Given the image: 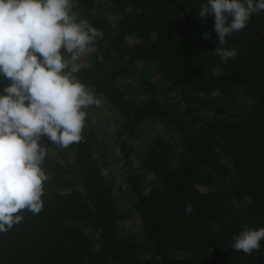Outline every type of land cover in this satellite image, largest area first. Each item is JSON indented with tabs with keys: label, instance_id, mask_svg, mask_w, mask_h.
<instances>
[{
	"label": "trees",
	"instance_id": "1",
	"mask_svg": "<svg viewBox=\"0 0 264 264\" xmlns=\"http://www.w3.org/2000/svg\"><path fill=\"white\" fill-rule=\"evenodd\" d=\"M173 1L194 42L217 39L214 18L198 17L206 0ZM74 5L103 33L76 75L111 109L114 134L96 132L87 116L80 143L41 137L43 210L21 212L0 233V264H264V240L251 255L230 247L244 225L264 227L260 39L248 30L227 37L220 47L238 55L224 63L216 47L188 41L185 18L165 1ZM246 27L264 37V11ZM8 83L0 77V94Z\"/></svg>",
	"mask_w": 264,
	"mask_h": 264
},
{
	"label": "clouds",
	"instance_id": "2",
	"mask_svg": "<svg viewBox=\"0 0 264 264\" xmlns=\"http://www.w3.org/2000/svg\"><path fill=\"white\" fill-rule=\"evenodd\" d=\"M74 0H0V77L9 83L0 94V233L20 223L23 211L43 210V167L53 145L68 148L83 140L87 110L99 106L94 90L77 77L83 57L97 51L101 30L80 19ZM264 11V0H206L198 17L214 18L219 46L214 55L224 63L238 50L220 47L242 31L253 14ZM211 39V33H203ZM191 204L185 213L191 214ZM264 227L243 230L231 248L259 252Z\"/></svg>",
	"mask_w": 264,
	"mask_h": 264
},
{
	"label": "rangeland",
	"instance_id": "3",
	"mask_svg": "<svg viewBox=\"0 0 264 264\" xmlns=\"http://www.w3.org/2000/svg\"><path fill=\"white\" fill-rule=\"evenodd\" d=\"M88 62L87 57H83L80 61L81 66L86 64ZM98 98V97H97ZM99 100V106H92L90 107L87 112H88V116L91 119L92 123H94L98 133H106L108 136H111L114 134V126H113V122L111 118H108V115H113V113L111 112V109H109L106 106H103L102 101L98 98ZM110 117V116H109ZM111 141V140H110ZM137 147L141 148V144L137 143ZM111 155V158H115L116 155H119L118 152L116 150L113 151V153H111V151L109 152ZM117 165V164H116ZM124 199V204L122 202V204L126 207V208H132V204L131 201L128 200L127 198H123ZM133 224L135 227L138 226L136 219L133 220Z\"/></svg>",
	"mask_w": 264,
	"mask_h": 264
},
{
	"label": "water",
	"instance_id": "4",
	"mask_svg": "<svg viewBox=\"0 0 264 264\" xmlns=\"http://www.w3.org/2000/svg\"><path fill=\"white\" fill-rule=\"evenodd\" d=\"M161 1H165L168 4L172 5L185 18V20H186V25H185L186 37L191 44H193L197 48L204 49V50H209V49H212V48L217 47L219 45L218 39H215L213 42H211L210 44H207V45H202V44H198V43L194 42L192 34H191V30H190L189 17L187 15L185 9L179 3H177L173 0H161ZM244 30L251 31L254 35H256L260 39V41L262 42V44L264 46V37L262 36V34L259 31L255 30L251 27H245L242 31H244ZM234 33H236V32H234Z\"/></svg>",
	"mask_w": 264,
	"mask_h": 264
}]
</instances>
